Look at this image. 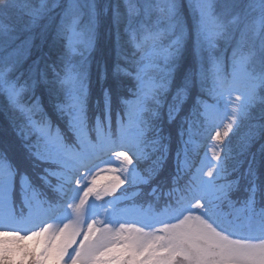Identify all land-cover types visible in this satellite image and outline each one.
I'll return each mask as SVG.
<instances>
[{
  "label": "snow or ice",
  "instance_id": "obj_1",
  "mask_svg": "<svg viewBox=\"0 0 264 264\" xmlns=\"http://www.w3.org/2000/svg\"><path fill=\"white\" fill-rule=\"evenodd\" d=\"M0 100V264H264V0H0Z\"/></svg>",
  "mask_w": 264,
  "mask_h": 264
},
{
  "label": "trees",
  "instance_id": "obj_2",
  "mask_svg": "<svg viewBox=\"0 0 264 264\" xmlns=\"http://www.w3.org/2000/svg\"><path fill=\"white\" fill-rule=\"evenodd\" d=\"M98 3L101 5L107 4H115L114 0H98ZM186 19L190 22V14L186 17ZM117 30L113 25L110 16L105 15L102 17L101 22L98 26V33L96 37L95 48L92 53L93 61L90 65V79H91V88H90V110L89 114L93 115L97 113V101L101 100V83L98 81L97 77V62L107 65L109 69H111L114 64L117 56ZM39 44V41H37ZM223 44L220 45V48ZM45 53L48 52V48L45 47L43 49ZM192 64V56L189 50L186 53L185 61L183 67H189ZM113 82L111 79L105 82L104 86H108ZM118 108L114 105L112 109V119L116 117V113L118 112ZM259 110L257 109V112ZM94 118V116H93ZM11 116L7 113V111L3 107V101L0 100V153H4L10 159L11 158H19V155L25 150V145L17 135L16 131L12 127L11 124ZM173 135L176 134L175 126L172 127ZM166 129V134H167ZM244 129L241 130V134ZM233 143H236V138L233 139ZM259 143L252 146L253 151H257L259 149ZM175 150L173 145L172 157H175ZM25 159V158H24ZM18 162H22V160H18ZM173 162V159H172ZM27 167L26 165H24ZM31 171V169H28ZM173 170V166L171 167V171ZM16 194V193H15ZM160 207H163V200L159 202Z\"/></svg>",
  "mask_w": 264,
  "mask_h": 264
},
{
  "label": "rangeland",
  "instance_id": "obj_3",
  "mask_svg": "<svg viewBox=\"0 0 264 264\" xmlns=\"http://www.w3.org/2000/svg\"><path fill=\"white\" fill-rule=\"evenodd\" d=\"M115 2L117 1V0H114ZM121 2H122V0H121ZM221 44H223V43H221ZM220 50L224 53V55L226 56V57H230V55H231V51H230V49L226 46V45H222L221 46V48H220ZM115 118V117H114ZM175 156V155H174ZM26 159V151L25 150H23L22 151V153L19 155V158L17 157V158H11V160L13 161V162H18V160H22V162ZM172 159H173V162H172V160L170 161V163H171V167L173 166V170H174V167H175V164H174V157H172ZM26 165V164H25ZM27 166V165H26ZM171 167H170V171H171ZM30 169V168H29ZM140 191L141 192H147V191H150V189H148L147 187H145V186H141V189H140ZM17 192H20V188H19V184H17V187H16V191H15V193H17ZM21 193V192H20ZM15 195L16 194H14V199H15V201H19V203H21L20 201L22 200V197L21 198H19L18 199V197H17V195H16V197H15ZM18 206H19V204H17ZM138 206V205H137Z\"/></svg>",
  "mask_w": 264,
  "mask_h": 264
}]
</instances>
